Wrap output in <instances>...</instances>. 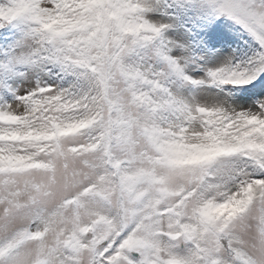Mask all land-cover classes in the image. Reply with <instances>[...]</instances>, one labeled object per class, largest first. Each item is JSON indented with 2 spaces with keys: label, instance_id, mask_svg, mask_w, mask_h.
<instances>
[{
  "label": "snow or ice",
  "instance_id": "6c2138e0",
  "mask_svg": "<svg viewBox=\"0 0 264 264\" xmlns=\"http://www.w3.org/2000/svg\"><path fill=\"white\" fill-rule=\"evenodd\" d=\"M0 264H264V0H0Z\"/></svg>",
  "mask_w": 264,
  "mask_h": 264
}]
</instances>
